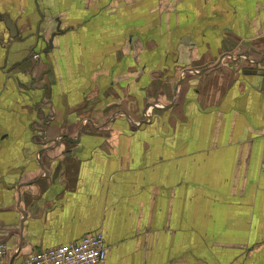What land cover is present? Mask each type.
<instances>
[{
	"label": "crops",
	"instance_id": "obj_1",
	"mask_svg": "<svg viewBox=\"0 0 264 264\" xmlns=\"http://www.w3.org/2000/svg\"><path fill=\"white\" fill-rule=\"evenodd\" d=\"M95 233L264 264V0H0L1 264Z\"/></svg>",
	"mask_w": 264,
	"mask_h": 264
},
{
	"label": "built area",
	"instance_id": "obj_2",
	"mask_svg": "<svg viewBox=\"0 0 264 264\" xmlns=\"http://www.w3.org/2000/svg\"><path fill=\"white\" fill-rule=\"evenodd\" d=\"M106 250L103 234L95 233L77 243L41 250L26 258L23 264H100L106 257ZM6 252L5 245L0 243V264Z\"/></svg>",
	"mask_w": 264,
	"mask_h": 264
}]
</instances>
